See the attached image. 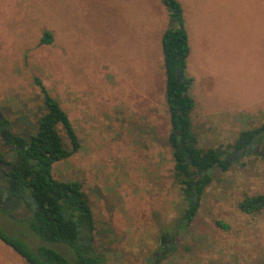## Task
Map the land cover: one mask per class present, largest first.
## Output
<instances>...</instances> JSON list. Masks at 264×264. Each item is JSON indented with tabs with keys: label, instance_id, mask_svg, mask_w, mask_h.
Here are the masks:
<instances>
[{
	"label": "rangeland",
	"instance_id": "obj_1",
	"mask_svg": "<svg viewBox=\"0 0 264 264\" xmlns=\"http://www.w3.org/2000/svg\"><path fill=\"white\" fill-rule=\"evenodd\" d=\"M175 1L195 147L231 156L228 171L210 172L183 230L175 227L185 202L167 139L160 38L170 26L160 0H0V131L35 133L42 98L34 79L58 102L79 149L54 163L51 176L80 183L98 264H153L161 236L171 243L158 264H264V209H237L264 194V163L228 148L264 122V0ZM43 32L49 44H39ZM0 153L15 159L1 137ZM7 193L0 180V227L34 250L43 243L17 223L29 213L13 196L5 204ZM49 246L71 259L65 247ZM0 264L24 263L0 242Z\"/></svg>",
	"mask_w": 264,
	"mask_h": 264
},
{
	"label": "trees",
	"instance_id": "obj_2",
	"mask_svg": "<svg viewBox=\"0 0 264 264\" xmlns=\"http://www.w3.org/2000/svg\"><path fill=\"white\" fill-rule=\"evenodd\" d=\"M168 12L169 28L160 38L162 65L165 75V104L170 132L168 143L173 160L172 176L181 188L185 206L176 220L177 230H183L194 217L200 196L210 183V172L218 169L226 172L231 166V156L226 150L195 147L191 131L190 113L193 101L186 90L190 81L183 76L188 55L187 37L179 4L175 0H160ZM51 34L43 32L39 44H49ZM175 71L182 79L177 82ZM42 98L41 113L36 119L35 133L27 139L9 135L6 144L15 156L12 162L0 153V180L6 191L19 200L29 213V217L17 223L27 227L41 243L31 250L21 236L14 237L0 227V242L10 248L24 264H98L90 243L93 222L85 195L76 181H57L51 176L54 163L70 157L79 149L78 139L58 102L52 98L40 82ZM6 126L0 120V127ZM60 128L66 138V145L60 138ZM179 132L178 142L176 132ZM264 143V122L253 129L240 131L228 148L232 153L258 155L264 163V151H255ZM179 145L183 149H179ZM237 209L245 215L256 214L264 209V194L246 196L237 203ZM61 245L68 249L71 259L51 248ZM168 248L155 254L153 264H158Z\"/></svg>",
	"mask_w": 264,
	"mask_h": 264
},
{
	"label": "flooded vegetation",
	"instance_id": "obj_3",
	"mask_svg": "<svg viewBox=\"0 0 264 264\" xmlns=\"http://www.w3.org/2000/svg\"><path fill=\"white\" fill-rule=\"evenodd\" d=\"M3 199H4L3 202L5 204L6 203H11V202L14 201V199L12 198V196L10 194H8V193L6 194V196ZM158 243H159V246H160V249L159 250L163 251L171 243V237L165 238L164 236H161L159 238V242ZM159 250L156 252L157 255L160 253Z\"/></svg>",
	"mask_w": 264,
	"mask_h": 264
},
{
	"label": "water",
	"instance_id": "obj_4",
	"mask_svg": "<svg viewBox=\"0 0 264 264\" xmlns=\"http://www.w3.org/2000/svg\"><path fill=\"white\" fill-rule=\"evenodd\" d=\"M175 77H176V80H177V82L178 83H180L181 81H182V79L180 78V76H179V72L178 71H175ZM175 136H176V141L178 142V136H179V132L177 131L176 132V134H175ZM0 137H1V139H2V141L5 143V144H7L8 143V141H9V135H8V133L4 130V129H2L1 131H0ZM14 148V146L13 145H11L10 146V149H13ZM179 149H183V146L182 145H179ZM245 152L243 151L241 154L243 155Z\"/></svg>",
	"mask_w": 264,
	"mask_h": 264
}]
</instances>
